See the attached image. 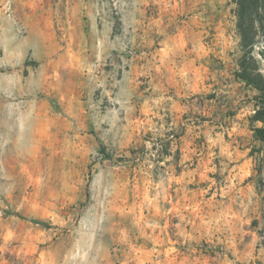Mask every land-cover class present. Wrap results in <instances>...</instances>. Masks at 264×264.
Masks as SVG:
<instances>
[{"label":"rangeland","instance_id":"1","mask_svg":"<svg viewBox=\"0 0 264 264\" xmlns=\"http://www.w3.org/2000/svg\"><path fill=\"white\" fill-rule=\"evenodd\" d=\"M243 73L264 0H0V264H264Z\"/></svg>","mask_w":264,"mask_h":264},{"label":"trees","instance_id":"2","mask_svg":"<svg viewBox=\"0 0 264 264\" xmlns=\"http://www.w3.org/2000/svg\"><path fill=\"white\" fill-rule=\"evenodd\" d=\"M248 54H251L249 52ZM243 78L247 80L251 84H255V86L260 91V95L257 97V106L258 109L256 110L254 116L252 117V122H261L264 123V85L258 82L256 79L252 78L247 73H243ZM255 136L264 143V126L263 127H255L254 128ZM264 163V156L262 158ZM34 223L38 224H46L38 220H33ZM47 226V225H46Z\"/></svg>","mask_w":264,"mask_h":264}]
</instances>
